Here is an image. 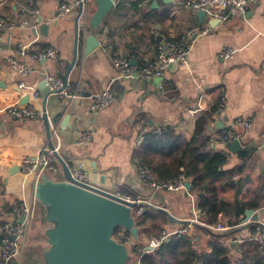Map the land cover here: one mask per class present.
Returning a JSON list of instances; mask_svg holds the SVG:
<instances>
[{
    "label": "crops",
    "instance_id": "0c3cea01",
    "mask_svg": "<svg viewBox=\"0 0 264 264\" xmlns=\"http://www.w3.org/2000/svg\"><path fill=\"white\" fill-rule=\"evenodd\" d=\"M66 1L40 0L37 7L41 23L37 33L33 28H15L0 35L2 218H9L12 213V210L9 212L5 209L7 196L16 201L23 195L29 197L34 194L32 178L25 180L20 172V159L34 156L41 147L50 144L45 120L22 121L3 109L16 101L21 103L23 97L29 94L25 85L37 87L39 97H30L29 103L43 109L39 88L42 78L46 73L60 74L65 78L77 46V61L68 82L78 96L75 99L60 98L68 104L79 101L76 112L81 111L85 115L80 126L85 125L94 135L86 146L78 143L80 136L76 132L58 135L62 144L61 156L70 171L72 166L82 164L95 186L103 189L118 187L135 195H131L134 198L144 199L146 204L164 209L173 217L164 228L175 230L192 222L191 234L195 240L192 244L196 248L211 251L208 243L212 239V229L209 226L221 221L229 227L224 231L227 235L222 238L231 245L233 257H240L242 244L246 241L257 242L264 254L262 245L253 239L256 227L264 224V0L253 3L246 16H227L228 10L224 9L220 11L224 17L207 13L203 21L198 10L183 7L185 0H114L115 6L106 15L101 27L95 30L89 26L97 8L95 0L90 3L88 22L85 24L82 18L79 20V30L78 10L59 15L58 8ZM25 2L0 0V18L16 16ZM43 24H47L48 28L41 30ZM201 27L208 28V32L197 31L194 35L188 66L171 63L164 76L145 79L137 71V62L132 61L136 69L133 77L113 80L116 55L134 53L152 58L160 43ZM90 34H94L100 44L86 54V38ZM24 45L29 46L27 55L21 57L31 68L27 75L14 70L9 62V58ZM48 46L59 49L58 62L39 61L34 56L38 50ZM225 48L235 50L232 58L221 57ZM195 78L206 80L203 88L196 86ZM108 86L115 96L113 103L104 109L91 108V114L87 115L84 108L90 105V95ZM222 94L227 98L224 114L219 116L215 112L206 130L212 138L211 148L226 151L229 155L225 170L244 166L242 172L236 171L233 175L235 184L227 187L221 196L231 201L241 199L245 209L241 214L223 212L218 222L211 224L201 211L199 195L192 187L178 191L157 190L139 179L135 159H140L138 153L143 145L138 142L141 117H147L151 127L174 130L189 142L194 135L197 119L211 108H218ZM237 118L251 122L240 139V151H250L244 161L239 155L240 151L235 154L228 148L229 142L217 141V135L222 130L218 127ZM58 137H52L55 144ZM16 166H19L18 171L14 170ZM48 174L55 180L66 178L62 162L57 172ZM187 181L192 180L187 178ZM248 209L255 210L257 221L246 219L245 211ZM49 227L51 223L46 218V207L39 201L29 234L28 250L20 264H46L45 251L50 246L46 231Z\"/></svg>",
    "mask_w": 264,
    "mask_h": 264
},
{
    "label": "built area",
    "instance_id": "2783aa9c",
    "mask_svg": "<svg viewBox=\"0 0 264 264\" xmlns=\"http://www.w3.org/2000/svg\"><path fill=\"white\" fill-rule=\"evenodd\" d=\"M259 0H185L182 2L184 8L205 10L206 13L212 16L224 17L220 14L221 10L227 9L228 14L235 15L241 14L246 16L251 5ZM40 0H26L21 6L16 16L10 18H0V35L6 31L15 28H33L37 33L39 24L41 23L39 16V10L37 4ZM91 0H67L62 3L58 12L59 15H67L74 11H77L82 5V12L80 19L82 18L84 23L88 22V15L90 11ZM226 17V16H225ZM86 26V25H85ZM197 31L207 33L208 28H193L187 33L173 37L171 40L160 43L157 46L154 57L148 58L138 54H118L115 56L114 63L116 68V74L113 80H127L133 77L135 67L132 61H136L138 65V73L142 78L151 79L154 77H162L166 74L167 68L171 63H180L184 65L190 64V54L194 45V35ZM1 42V36H0ZM28 45L21 46L17 52L9 58L11 67L22 75H27L31 68L29 65L21 59L27 55ZM1 49V47H0ZM235 50L225 48L221 52V57L224 59L232 58ZM39 61H53L58 62L60 60L59 49L48 46L38 50L34 55ZM45 79L52 88L61 89L59 96L66 99H75L78 95L72 90V86L65 78L60 74H47ZM195 83L198 88H203L205 79L195 78ZM26 93L32 98L39 97V91L37 87L25 85ZM115 100L114 93L108 86L103 91L91 96V108L93 110L104 109L113 103ZM227 105V98L225 94L221 95L219 106L216 110V114L222 116L224 114ZM6 112L19 120H45L46 111L39 109L33 103L22 104L20 101H16L5 109ZM195 111H190L194 113ZM251 126V122L244 118H237L233 122L228 123L224 129H222L217 135V141L221 143H228L235 139H241L244 134V129ZM239 127L243 129L240 130ZM139 145H142L147 137V134L151 131L154 133H161L166 129L162 127L153 128L149 124L147 117H141L139 119ZM94 132L92 130H85L79 137L78 143L81 145H89L93 139ZM62 144L58 137L57 143L54 146L46 145L39 149L34 156H24L20 159V172L25 180L32 178L34 182V188L36 190L37 184L41 181L44 174L49 172H57L60 168V158ZM135 163L137 166V173L140 180L146 182L151 187L157 190L178 191L186 190L187 177L184 173H180L170 180H159L150 168L141 163L140 159L136 158ZM71 182L77 185L90 184L91 178L88 170L81 165H74L71 167ZM103 189V188H102ZM32 196L23 195L15 201L12 213L9 218L3 219L0 224V264H13L17 262L20 264L25 256L26 248L29 241V234L31 231L32 223L36 217L37 204L40 201L36 196V192ZM108 193L114 195L117 198L122 199L125 202H136L137 206L132 208V214L136 217L140 215L144 210L145 200L138 197L134 198L130 194L125 193L121 188L114 187L112 189H103ZM264 208V204H263ZM193 221L203 223L198 219ZM192 222L181 228L170 230L169 228H163L160 230L157 236H149L144 234L139 229L138 238H134L129 230L121 227L118 236L114 237L127 245L130 252V260L127 264H142L144 255L150 254L161 247V245L171 237L181 238L186 237L191 243H195V240L191 234ZM215 231H227L229 227L224 225L221 221L215 226H209ZM264 224L261 223L256 227V232L253 239L257 240L264 248L263 237Z\"/></svg>",
    "mask_w": 264,
    "mask_h": 264
},
{
    "label": "water",
    "instance_id": "95a60500",
    "mask_svg": "<svg viewBox=\"0 0 264 264\" xmlns=\"http://www.w3.org/2000/svg\"><path fill=\"white\" fill-rule=\"evenodd\" d=\"M95 3L97 8L89 22L90 28L94 30L101 27L106 15L115 6L114 0H95ZM81 12L82 5L77 14L78 30ZM206 14L205 10H198L201 21L205 19ZM47 28V24H43L41 30ZM99 44L100 41L94 34L88 35L86 54ZM76 61L77 46L74 60L65 74L66 82ZM39 88L43 98V110L46 111L49 145L54 146L53 135L58 137L76 132L77 136H80L87 127L80 126L85 120V115L81 111L76 112L79 109V101L70 104L64 102L59 96L61 89L52 88L45 76ZM29 98V94H26L21 103H29ZM84 110L87 115L91 114V97L90 105ZM225 126L222 124L218 128L224 129ZM227 146L237 154L242 148V143L241 140L235 139ZM59 158L65 168L66 178L55 180L46 173L35 190L36 196L46 207V218L51 223V227L46 231L50 243L45 251L46 264H127L130 260L129 248L114 237V232L116 228L123 227L129 230L134 238H138L139 227L132 214V208L137 206V203L125 202L95 185L72 183L68 164L61 155ZM14 170L18 171L19 166ZM186 187L191 189L192 183L187 181ZM245 215L246 219L258 220V214L253 209L246 210Z\"/></svg>",
    "mask_w": 264,
    "mask_h": 264
},
{
    "label": "trees",
    "instance_id": "16d2710c",
    "mask_svg": "<svg viewBox=\"0 0 264 264\" xmlns=\"http://www.w3.org/2000/svg\"><path fill=\"white\" fill-rule=\"evenodd\" d=\"M217 106L211 108L197 119L192 139L188 142L174 130L167 129L161 133L150 132L141 146L138 156L140 162L147 165L159 180H170L184 173L192 181V188L200 198L199 207L211 224L217 223L223 212L235 211L241 214L245 206L241 199L234 201L223 198L222 192L235 184L232 181L236 171L225 170L228 153L211 148L212 138L207 134V126L213 121ZM240 157L246 160L250 151L241 150ZM128 193V192H125ZM129 194V193H128ZM130 195L135 196L130 193ZM6 211L11 212L15 200L6 197ZM257 206V204H253ZM0 213V224L3 221ZM171 220L167 211L156 206L145 204L143 212L136 217V225L149 236H157L164 225ZM121 227L116 228L118 236ZM209 241L211 251L196 248L186 237H171L160 248L144 255L142 264H262L264 254L257 242L246 241L242 244L239 258L231 254V245L223 240L226 232L211 230Z\"/></svg>",
    "mask_w": 264,
    "mask_h": 264
},
{
    "label": "rangeland",
    "instance_id": "374dc122",
    "mask_svg": "<svg viewBox=\"0 0 264 264\" xmlns=\"http://www.w3.org/2000/svg\"><path fill=\"white\" fill-rule=\"evenodd\" d=\"M27 250H28V248L26 249L25 255H26V253H27Z\"/></svg>",
    "mask_w": 264,
    "mask_h": 264
}]
</instances>
